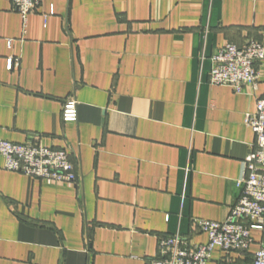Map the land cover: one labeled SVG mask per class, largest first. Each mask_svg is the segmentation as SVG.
Returning a JSON list of instances; mask_svg holds the SVG:
<instances>
[{
	"label": "crops",
	"instance_id": "0c3cea01",
	"mask_svg": "<svg viewBox=\"0 0 264 264\" xmlns=\"http://www.w3.org/2000/svg\"><path fill=\"white\" fill-rule=\"evenodd\" d=\"M251 40L264 0H42L26 22L0 0V140L41 135L78 175L36 179L0 155V264H149L161 236L205 243L193 220L224 221L238 200L245 117L264 97V60L258 90L237 93L211 83V57ZM252 235L232 263L252 261ZM216 250L209 264H227Z\"/></svg>",
	"mask_w": 264,
	"mask_h": 264
},
{
	"label": "built area",
	"instance_id": "2783aa9c",
	"mask_svg": "<svg viewBox=\"0 0 264 264\" xmlns=\"http://www.w3.org/2000/svg\"><path fill=\"white\" fill-rule=\"evenodd\" d=\"M13 8L24 22L37 11L42 0H11ZM210 81L214 85H227L237 93L246 86L257 91L261 73L258 64L264 60V43L251 40L239 46L227 43L211 57ZM18 59L11 66H18ZM64 123L78 121V101L74 96L63 103ZM245 124L251 128L256 140L244 160L243 175L238 180L241 194L224 221L195 218V233H205V243L196 244L191 237L179 233L159 237L158 254L149 264H209L216 249L225 252L227 264L232 253H246L254 244L252 231H264V97L256 103V111L247 113ZM0 155L5 168L40 180L59 184H77V164L63 148L44 144L41 135L27 143L0 140ZM248 264H264V243L253 253Z\"/></svg>",
	"mask_w": 264,
	"mask_h": 264
},
{
	"label": "rangeland",
	"instance_id": "374dc122",
	"mask_svg": "<svg viewBox=\"0 0 264 264\" xmlns=\"http://www.w3.org/2000/svg\"><path fill=\"white\" fill-rule=\"evenodd\" d=\"M251 249H253V245H252V248H251ZM219 253L225 254L224 251H222V250H220V249H217L216 252H215L214 257H215L217 254H219Z\"/></svg>",
	"mask_w": 264,
	"mask_h": 264
}]
</instances>
